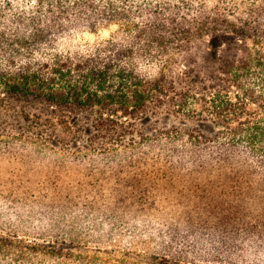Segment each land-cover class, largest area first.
Listing matches in <instances>:
<instances>
[{"label": "trees", "instance_id": "trees-1", "mask_svg": "<svg viewBox=\"0 0 264 264\" xmlns=\"http://www.w3.org/2000/svg\"><path fill=\"white\" fill-rule=\"evenodd\" d=\"M0 121V200L74 222L0 230V264H264V0H0ZM105 222L165 234L73 228Z\"/></svg>", "mask_w": 264, "mask_h": 264}, {"label": "rangeland", "instance_id": "rangeland-1", "mask_svg": "<svg viewBox=\"0 0 264 264\" xmlns=\"http://www.w3.org/2000/svg\"><path fill=\"white\" fill-rule=\"evenodd\" d=\"M109 32L110 30L105 29L99 32L100 34L88 33L85 34V38L95 39L98 36L104 37L108 35ZM206 38L207 37H204L200 40V42L196 43L195 48L191 50L193 54H196V56L201 55V53L205 50ZM92 116L93 114L88 112L87 114H84L83 117L91 118ZM173 125L189 129L194 125V122L190 120H179L171 114H160L159 117H153L150 121L144 124L143 128L146 132H151L154 130L153 128L166 129L172 127ZM0 137V146L2 147L5 144H22L20 139L10 138L12 136ZM66 146L67 145L65 144L57 143L56 153L63 154L65 152H70L67 150L73 151L71 148ZM1 167L4 169L6 168V165L2 164ZM29 205L30 203L28 202L19 205L1 199L0 211L2 212V215L0 217V230L17 231L21 234L29 236H38V234H40L46 238L54 237L55 234L58 233L69 234L72 232V224L74 222H72L70 218L62 220L60 226L51 224L53 222L50 220L49 223L46 224L44 221L48 220V217L42 220V216L45 211L40 208L33 210V206L30 207ZM87 218V216H82L80 219L86 220ZM73 228L78 234H90V236L86 238V242H88V246L90 248H93V246H96L97 244L101 246L106 245L110 248L136 247L141 249L150 247L151 250H155L160 246V236L165 234V232H163L164 229H159L158 227L154 228V230H150L149 228L142 227L141 225L123 226L122 224H118L117 226H112L109 222H105L104 225L98 227H95L94 225L84 227L77 225L73 226ZM95 228L96 230H94ZM75 234L76 233L73 231V236H75ZM80 250H84V248H80Z\"/></svg>", "mask_w": 264, "mask_h": 264}]
</instances>
